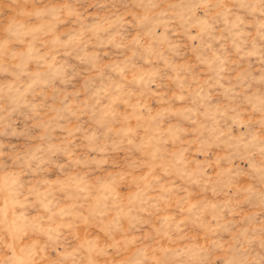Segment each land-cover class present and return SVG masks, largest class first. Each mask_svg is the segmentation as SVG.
<instances>
[{"label":"rangeland","instance_id":"obj_1","mask_svg":"<svg viewBox=\"0 0 264 264\" xmlns=\"http://www.w3.org/2000/svg\"><path fill=\"white\" fill-rule=\"evenodd\" d=\"M0 264H264V0H0Z\"/></svg>","mask_w":264,"mask_h":264}]
</instances>
